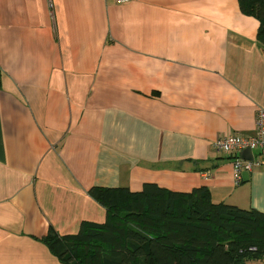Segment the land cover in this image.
<instances>
[{
  "label": "crops",
  "instance_id": "obj_1",
  "mask_svg": "<svg viewBox=\"0 0 264 264\" xmlns=\"http://www.w3.org/2000/svg\"><path fill=\"white\" fill-rule=\"evenodd\" d=\"M258 28L238 0H0V264H64L45 239L106 222L94 188L264 213V168L214 149L256 133Z\"/></svg>",
  "mask_w": 264,
  "mask_h": 264
},
{
  "label": "trees",
  "instance_id": "obj_2",
  "mask_svg": "<svg viewBox=\"0 0 264 264\" xmlns=\"http://www.w3.org/2000/svg\"><path fill=\"white\" fill-rule=\"evenodd\" d=\"M238 1L259 22L264 46V0ZM90 193L106 209V222L45 239L64 264H264V213L214 204L207 189L177 193L145 184L140 192Z\"/></svg>",
  "mask_w": 264,
  "mask_h": 264
},
{
  "label": "built area",
  "instance_id": "obj_3",
  "mask_svg": "<svg viewBox=\"0 0 264 264\" xmlns=\"http://www.w3.org/2000/svg\"><path fill=\"white\" fill-rule=\"evenodd\" d=\"M131 0H115L117 5H124ZM52 4V3H51ZM217 154L233 160L234 176L237 183L241 182L244 171L251 172L256 168H264V111L259 110L256 118V133L251 137L228 134L214 144ZM251 149L253 161L240 158L241 152Z\"/></svg>",
  "mask_w": 264,
  "mask_h": 264
},
{
  "label": "water",
  "instance_id": "obj_4",
  "mask_svg": "<svg viewBox=\"0 0 264 264\" xmlns=\"http://www.w3.org/2000/svg\"><path fill=\"white\" fill-rule=\"evenodd\" d=\"M240 158L244 159L246 161H253V152L251 151V149H246L243 152H241L240 154Z\"/></svg>",
  "mask_w": 264,
  "mask_h": 264
}]
</instances>
